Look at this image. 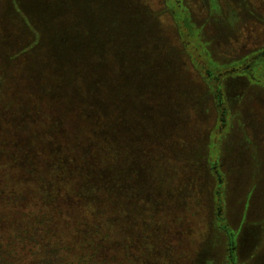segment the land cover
Listing matches in <instances>:
<instances>
[{"label": "rangeland", "instance_id": "rangeland-1", "mask_svg": "<svg viewBox=\"0 0 264 264\" xmlns=\"http://www.w3.org/2000/svg\"><path fill=\"white\" fill-rule=\"evenodd\" d=\"M181 1L214 58L264 51V0ZM32 2L0 0V264H229L221 223L264 264V64L216 94L163 0H109L120 29ZM115 72L123 147L100 161L83 85L110 95Z\"/></svg>", "mask_w": 264, "mask_h": 264}, {"label": "trees", "instance_id": "trees-1", "mask_svg": "<svg viewBox=\"0 0 264 264\" xmlns=\"http://www.w3.org/2000/svg\"><path fill=\"white\" fill-rule=\"evenodd\" d=\"M57 2L59 7L55 5ZM13 3L15 7H18L17 0H13ZM209 5L210 11H218L219 6L215 0H209ZM72 6L76 11L79 10V12H82L83 15L85 14L83 11H87L88 19L91 22V28L89 27V29H92L93 24H96L97 20L93 21V19H100L97 12H102L103 17L105 16V18H109L107 26L119 29L123 27L120 20L122 17L120 10L116 11L115 7L110 10L109 0H77L75 3L74 0H39L38 5H36L35 2H32V6L30 7L36 11H40L42 13L45 12V14L48 12L53 13L54 15L58 14L60 17L61 13L65 14V10L72 9ZM163 7V10L170 14L182 51L186 54L192 68L216 94L220 93L221 78L242 73L246 76H250L252 71L255 70L258 65L264 64V51L259 53H250L233 60H220L218 58H214L208 48L207 41L203 38L202 26L196 24L192 20L188 6L181 0H163ZM79 12L76 17L78 25L76 23L74 24V27L76 28L81 26L85 27L82 25V19L79 16ZM50 13L46 15L50 16ZM23 20L28 27H32L29 17L25 16ZM53 34H56L58 38V32L55 31ZM116 67V70L118 71L119 66L117 65ZM113 79L114 92H110V95L106 92L107 88L105 89L104 86L103 88L99 87V92H97V88L94 87L95 85H83L85 89L88 90L86 91L85 96L88 97L86 101H88L87 105L90 108L91 115V117L84 120V123L89 129L91 138L95 139L96 137L95 141L91 142L94 149V157L99 158L100 161H119V156L121 155L123 147V113L121 112V106L118 103V97H114L118 93L117 91L119 88V79L116 77V72ZM109 104L110 107L108 106ZM108 112H112L111 120L108 118ZM220 123L221 122H219L217 126ZM217 126L214 127L209 135L208 145L212 139H215ZM120 170L121 168L116 169V180L119 178ZM221 227L227 237V246L229 249L228 263L238 264L234 253L235 233L224 223H221ZM2 235L3 233L0 231V236ZM0 249H4L3 243L0 245Z\"/></svg>", "mask_w": 264, "mask_h": 264}]
</instances>
